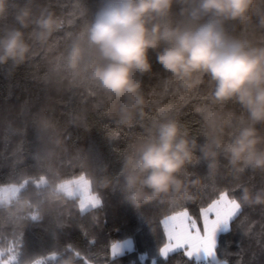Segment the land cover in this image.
Returning a JSON list of instances; mask_svg holds the SVG:
<instances>
[{"label": "clouds", "instance_id": "obj_1", "mask_svg": "<svg viewBox=\"0 0 264 264\" xmlns=\"http://www.w3.org/2000/svg\"><path fill=\"white\" fill-rule=\"evenodd\" d=\"M153 54L166 74L159 84L179 104L146 97L143 77L153 71ZM37 57L46 111L67 105L75 126L89 127L94 112L117 132L139 130L126 133L115 174L97 178L76 157L70 162L82 170L64 174L63 129L40 115L37 170L0 181V264H112L124 254L118 241L88 251L61 243L54 231L50 247L28 253L21 232L45 217L56 228L76 213L95 220L106 189L137 210L183 206L209 194L218 202L227 193L231 210L213 214L214 235L231 231L244 207L264 206V187L249 183L264 176V0H98L92 12L84 0H69L59 14L50 0H0V68L11 74ZM192 99L200 101L193 107L196 130L179 115ZM201 163L207 179L190 170ZM222 166L231 170V185L216 183ZM196 260L227 264L215 239Z\"/></svg>", "mask_w": 264, "mask_h": 264}, {"label": "trees", "instance_id": "obj_2", "mask_svg": "<svg viewBox=\"0 0 264 264\" xmlns=\"http://www.w3.org/2000/svg\"><path fill=\"white\" fill-rule=\"evenodd\" d=\"M50 2L59 14L67 10L69 0ZM84 3L92 12L98 0H84ZM152 62V73L143 77V91L149 102L155 100L161 105L179 104V99L164 93L159 84L166 74L155 62L154 54ZM42 70L43 62L39 57L21 65L11 74L7 68H0V181L37 170L36 156L42 147L37 125L40 115L51 116L63 129L67 150L62 158L64 174L82 170L76 162H70L71 157H76L97 178L115 174L120 168L119 150L125 145L126 133L139 129L124 128L117 132L112 120L94 112L87 114L89 127H78L70 123L67 105H58L52 112L46 111L48 93L36 78ZM199 102L197 99L188 101L179 113L182 121L193 130L199 126L198 116L193 111L194 105ZM190 170L207 179L205 164L201 163ZM216 183L222 186L234 183L229 167H221ZM249 183L254 188L264 187V176L256 175ZM102 196L104 205L96 210L95 220L76 213L62 228H56L49 217L40 222L26 223L21 229L24 250L32 253L50 247L54 243L52 233L55 231L61 243L70 242L88 251H96L110 241L131 239L132 248L124 250V254L112 264H197L195 258L191 261L182 251L179 257L160 255V249L167 241L161 221L173 212L186 210L201 224V209L211 203L215 196L209 194L195 203L180 207L145 205L139 210L125 202L119 191L106 189ZM216 246L219 258L226 260L227 264H264V206L244 207L232 222L231 231L217 234Z\"/></svg>", "mask_w": 264, "mask_h": 264}, {"label": "snow or ice", "instance_id": "obj_3", "mask_svg": "<svg viewBox=\"0 0 264 264\" xmlns=\"http://www.w3.org/2000/svg\"><path fill=\"white\" fill-rule=\"evenodd\" d=\"M225 196H227V193H222L218 202H211L201 209L202 231L198 227L196 220L186 210L176 211L167 215L161 221L164 226L167 243L161 247L160 255L167 257L179 250L189 259L194 257L199 259L202 252H210L214 244V231L218 222V219L213 218V214L219 218L231 210L226 206Z\"/></svg>", "mask_w": 264, "mask_h": 264}, {"label": "rangeland", "instance_id": "obj_4", "mask_svg": "<svg viewBox=\"0 0 264 264\" xmlns=\"http://www.w3.org/2000/svg\"><path fill=\"white\" fill-rule=\"evenodd\" d=\"M163 219H164V218H163ZM197 225H198V227H199V228L201 229V231H202V228H203V219H202V216H201V224H198V223H197ZM163 228H164V226H163ZM217 234H218V233H217ZM217 234L214 235V239H215V241H216ZM166 238H167V237H166ZM118 242H120V243L122 244L124 250L131 249V248H132V241H131V239H129V238L124 239V240H121V241H118ZM166 243H167V241H166ZM163 246H164V245H163ZM195 259H196V258H195Z\"/></svg>", "mask_w": 264, "mask_h": 264}]
</instances>
